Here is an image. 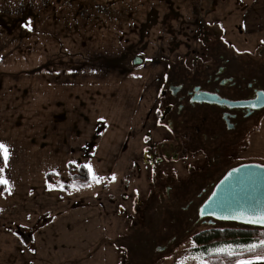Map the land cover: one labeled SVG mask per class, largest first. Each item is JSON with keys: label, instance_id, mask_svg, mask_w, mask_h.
<instances>
[{"label": "rangeland", "instance_id": "obj_1", "mask_svg": "<svg viewBox=\"0 0 264 264\" xmlns=\"http://www.w3.org/2000/svg\"><path fill=\"white\" fill-rule=\"evenodd\" d=\"M238 1L0 0V140L11 149L2 175L12 189L0 192V264H200L221 244L204 239L246 230L199 226L203 237L151 258L131 244L149 184L140 150L157 61L194 44V18L216 21L239 47L264 39V1ZM245 143L264 164V111ZM86 163L104 180L75 189Z\"/></svg>", "mask_w": 264, "mask_h": 264}, {"label": "flooded vegetation", "instance_id": "obj_2", "mask_svg": "<svg viewBox=\"0 0 264 264\" xmlns=\"http://www.w3.org/2000/svg\"><path fill=\"white\" fill-rule=\"evenodd\" d=\"M191 22L194 44L157 61L161 70L141 141L150 176L139 207V243L131 244L148 258L184 237H203L199 226L225 224L202 216L201 205L228 171L262 164L246 156L245 142L264 111V39L239 47L216 21ZM253 103L255 109L248 107Z\"/></svg>", "mask_w": 264, "mask_h": 264}, {"label": "snow or ice", "instance_id": "obj_3", "mask_svg": "<svg viewBox=\"0 0 264 264\" xmlns=\"http://www.w3.org/2000/svg\"><path fill=\"white\" fill-rule=\"evenodd\" d=\"M22 27L26 28L28 31L32 30V21L26 20ZM227 43V42H225ZM261 44L264 45V41H261ZM235 46H233L234 48ZM165 79H168L165 76ZM261 97L257 94V100H260ZM258 105L253 103L248 105L255 109ZM159 111V110H158ZM103 120V118H101ZM11 155V149L9 145L0 140V158L3 161V167H0V185L6 186L7 191L11 194V182L5 178L2 173H4L5 169L7 168L8 161ZM70 163H75L71 161ZM83 168L87 169V176L89 177V183L87 186H91L92 183H101L104 180V177L97 176L93 170L91 163H86L82 166ZM240 169H233L232 172L228 174L230 177L233 172H238ZM228 177H226L227 179ZM110 179L115 181V175L111 176ZM53 186L49 185L51 189ZM63 188V185H60ZM139 195V193H137ZM213 195H216L215 193ZM209 207H211L209 205ZM225 210L228 212L227 215H221L219 218L223 220H234L240 221L246 224H253V225H264V204L250 202L247 207L243 205H238L236 207H227ZM200 214L204 215L207 211L206 208H200ZM214 214V213H213ZM149 228L153 227V223L150 221L148 224ZM262 251L264 252V239L259 240L257 243H247L242 244L239 242H232V243H221L217 247L210 249L209 253L216 254L218 257L223 255L229 258V264H259V262H264V255L256 254L257 252ZM245 253H252L253 255L249 258H245ZM234 258V259H233ZM196 259L200 260V264H209L208 260L203 258V255L196 257ZM180 264H184L183 260Z\"/></svg>", "mask_w": 264, "mask_h": 264}, {"label": "water", "instance_id": "obj_4", "mask_svg": "<svg viewBox=\"0 0 264 264\" xmlns=\"http://www.w3.org/2000/svg\"><path fill=\"white\" fill-rule=\"evenodd\" d=\"M132 63L135 65L143 63V56L135 55L132 58ZM262 98L264 104V93L262 94ZM235 169H240V171L233 172L230 177L228 174L233 169L228 171L218 181L209 197L203 202L201 208H206L207 211L202 216H211L221 221L236 222L242 225L264 227V225L246 224L240 221L219 218L221 215L228 214L225 210L227 207H236L238 205L247 207L250 202L264 204V164L248 163L240 165ZM226 177L228 178L226 179ZM214 193L216 195H213Z\"/></svg>", "mask_w": 264, "mask_h": 264}, {"label": "trees", "instance_id": "obj_5", "mask_svg": "<svg viewBox=\"0 0 264 264\" xmlns=\"http://www.w3.org/2000/svg\"><path fill=\"white\" fill-rule=\"evenodd\" d=\"M2 158H0V164H2ZM84 164H78L75 167V175L73 179V188L75 189H85L89 183V177L87 176V169L83 168ZM46 179L53 186H57L58 183L55 178L54 172H48L45 175ZM93 184V183H92ZM0 192L6 194L7 191L5 186L0 185ZM227 224L234 226H242L246 227V230H241L239 232H231V231H220L214 234L213 236L204 239V244L206 245H214L219 243H232V242H241V243H249L251 241H259L264 239V227L262 226H250V225H242L236 222H226ZM256 254L264 255V252L259 251ZM252 253H245L244 257L249 258L252 256ZM205 260L209 261V264H229V258L223 255L219 257L216 254L205 255ZM234 259V258H233Z\"/></svg>", "mask_w": 264, "mask_h": 264}, {"label": "crops", "instance_id": "obj_6", "mask_svg": "<svg viewBox=\"0 0 264 264\" xmlns=\"http://www.w3.org/2000/svg\"><path fill=\"white\" fill-rule=\"evenodd\" d=\"M242 2H250V1H252V0H241ZM258 1V0H257ZM259 1H261V2H263L264 0H259ZM208 2H211V3H223V4H225V3H232V4H236L235 2H239L238 0H208ZM259 264H264V262H259Z\"/></svg>", "mask_w": 264, "mask_h": 264}]
</instances>
